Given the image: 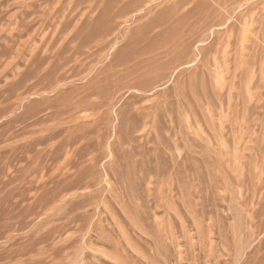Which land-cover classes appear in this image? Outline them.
Masks as SVG:
<instances>
[{"label":"rangeland","instance_id":"obj_1","mask_svg":"<svg viewBox=\"0 0 264 264\" xmlns=\"http://www.w3.org/2000/svg\"><path fill=\"white\" fill-rule=\"evenodd\" d=\"M0 264H264V0H0Z\"/></svg>","mask_w":264,"mask_h":264}]
</instances>
